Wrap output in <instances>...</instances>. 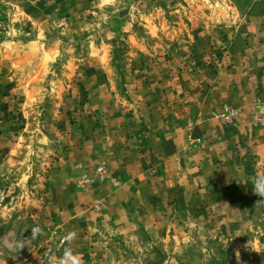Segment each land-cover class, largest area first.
<instances>
[{"label": "rangeland", "instance_id": "rangeland-1", "mask_svg": "<svg viewBox=\"0 0 264 264\" xmlns=\"http://www.w3.org/2000/svg\"><path fill=\"white\" fill-rule=\"evenodd\" d=\"M252 1L0 0V264H264V163L240 137L184 195L150 153L149 183L123 213L106 219L93 199L81 206L98 215L75 229L56 200L68 187L55 185L61 158L101 135L105 117L183 121L229 63ZM232 111L215 114L230 123ZM95 176L117 186L106 168ZM79 177L87 190L91 176Z\"/></svg>", "mask_w": 264, "mask_h": 264}, {"label": "crops", "instance_id": "crops-1", "mask_svg": "<svg viewBox=\"0 0 264 264\" xmlns=\"http://www.w3.org/2000/svg\"><path fill=\"white\" fill-rule=\"evenodd\" d=\"M249 9V21L242 26L245 31L237 32L234 44H231L229 63L217 81L205 90L194 110L186 115L187 119L182 115L183 121H164L155 114H146L143 118L133 114L128 120L125 114L109 115L105 117L106 129L101 135L83 145L71 146L61 158L60 168L56 166L58 179L55 185L68 188L56 198L64 205L56 203L61 207L67 229H75L78 225V222H72L74 219L82 222L83 218L98 214L111 219L123 213L122 203L130 197L132 190H136L133 187L149 183L145 173L150 153L162 159L166 172L162 178L166 179L164 184L170 185L174 180L179 183L178 195H184L187 188L198 185L199 169L206 165L212 151L228 138L245 139L256 149L259 161L264 163V128L252 123L256 102L264 107V0H253ZM229 109L235 113L230 123L215 114ZM189 120L192 126L187 129L185 125ZM144 126L147 127L144 132H147L145 136H139L138 132ZM189 138H192L191 144ZM186 158L190 161L182 163ZM76 162L81 169L75 168ZM99 163L117 186L96 179L95 167ZM84 172L91 176L90 187L76 191L75 180ZM172 176L177 179H171ZM98 198L103 201L98 214L91 206H81V203L91 204Z\"/></svg>", "mask_w": 264, "mask_h": 264}, {"label": "built area", "instance_id": "built-area-1", "mask_svg": "<svg viewBox=\"0 0 264 264\" xmlns=\"http://www.w3.org/2000/svg\"><path fill=\"white\" fill-rule=\"evenodd\" d=\"M256 122L260 124L261 126H264V107L261 106L259 108V114L256 117ZM95 172L98 174H104L105 168L101 165L97 166L95 169ZM90 181V178L86 173H82L79 177L78 184L79 186H85Z\"/></svg>", "mask_w": 264, "mask_h": 264}]
</instances>
